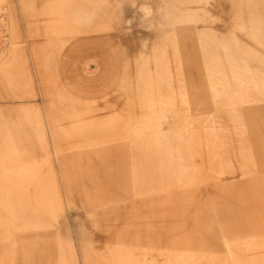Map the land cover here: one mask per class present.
Returning <instances> with one entry per match:
<instances>
[{
    "label": "rangeland",
    "instance_id": "374dc122",
    "mask_svg": "<svg viewBox=\"0 0 264 264\" xmlns=\"http://www.w3.org/2000/svg\"><path fill=\"white\" fill-rule=\"evenodd\" d=\"M241 1L225 0L222 8L217 6L222 0H208L207 11L198 14L205 16L204 20L180 24L190 30L181 32L178 46L181 80L187 93L181 97L187 103L177 99L179 114L215 120L218 127L227 125L233 149L237 143L232 126L224 118L216 119L210 101L220 96H210L207 90L197 35L211 32L234 38L239 49L253 58L250 61L254 63L244 61L247 71L264 75V33L237 28L239 19L248 27L245 7L242 12L237 10ZM53 3L71 8L53 12ZM163 4L161 0H0V140L8 142L4 146L15 151L12 156L17 160L34 155L33 161L15 167L32 162L45 165L41 172L54 178L59 197V208L54 209H60L51 226L41 228L37 222L49 216L48 193L44 187L36 191L33 183L22 186L28 196L24 205L27 226L16 227L4 207L0 264H264V233L231 240L229 250L199 246L212 242L204 234L208 222L216 228L264 224V182L258 185L260 189L257 185L232 189L230 194L236 198L222 200L227 209L231 206L239 215L217 218L212 208L219 204L216 198L227 194L224 192L214 201L205 198L184 202L183 208L174 211L167 208L168 217L164 215L167 220L161 229H149L159 225L146 218L140 196H132V192L163 187L164 162L159 156L161 150L172 151L174 146L173 121L168 123L167 117L157 122V112L150 113L154 115L149 127L153 159L143 158L145 141L131 135L141 125L149 126L143 123L149 79L154 76L152 58L168 50L158 40L159 31L167 29L166 17L158 8ZM257 12L264 18V5L258 4ZM67 21L72 24L64 28ZM16 52L21 53L17 59ZM239 79L235 72L223 76L229 82ZM250 82L252 89L241 84L237 94L261 97L256 114L264 116V79L262 82L253 75ZM259 129L262 142L257 154L254 151L249 159H238L235 164L228 162L227 167L220 164L214 172L264 163V122ZM182 134L186 138L209 137L206 131H190L189 127H183ZM163 137L164 145L159 143ZM248 145H252L246 144L250 149ZM145 164L153 168L138 167ZM8 168H0V188L4 186L2 173ZM137 171L148 172L139 177L141 182H131V173ZM158 171L160 175L149 174ZM188 172L192 171L186 169ZM259 175L264 171L252 177ZM36 177L39 175L28 173L18 179L30 182ZM188 210L191 214H186ZM158 230L170 241L168 245L141 242ZM133 237L138 241H132Z\"/></svg>",
    "mask_w": 264,
    "mask_h": 264
},
{
    "label": "crops",
    "instance_id": "0c3cea01",
    "mask_svg": "<svg viewBox=\"0 0 264 264\" xmlns=\"http://www.w3.org/2000/svg\"><path fill=\"white\" fill-rule=\"evenodd\" d=\"M152 1L156 2L158 0ZM161 1L164 2V4L158 6V8L160 9L161 15L166 17L164 25L167 26V29L159 31L158 40L163 42L168 50L167 52H158L157 57L154 55L152 58V62L154 63V69L152 70L154 76L149 79L150 85L147 88L146 94L147 115L143 123L149 126L141 125L138 129H135L131 135H134L140 139V141H145L142 147L144 151L143 158L146 160L153 159L155 151L152 152L153 150H150L151 136L149 127L151 117L154 118V115L151 114L150 116V113L157 112L158 114L155 116L157 122L166 121L167 117L168 123H172L171 121H173L172 126L175 134L172 143L174 146L172 151L161 150V155L159 156L164 162L163 167H161L164 170L163 182L165 183L163 187L153 192L146 190L141 194L132 192V196H140V202L147 210L146 218L152 223L157 222V225L160 226L167 220L166 218L164 219V215L168 217L166 215V211H168L167 208H171L174 211L177 207L183 208L182 203L184 202L202 201L205 198H212L214 201L215 196L226 192V195L216 198L215 201H219L217 202L219 204L214 205L212 209L215 210L217 218L229 219L232 216L239 215V212L237 213L230 210L231 206L227 209L222 200L225 199L229 201L235 199L236 196L230 194V191L238 187H253L257 185L255 188L260 189L258 185L264 182V175L255 177H252V175L263 173L264 163L253 168L245 164L246 166L236 167L237 170L233 168L214 172V169L220 164H224L227 167L228 162L235 164V161L238 159L240 161L247 160L254 154V151L256 154L258 153L257 146L262 142L261 138L258 137L260 130L259 125L264 122V116L260 115L259 117V114H256L258 110L256 104L263 102V100H261L259 96H254L252 98V95L249 96L248 94L239 96L236 88L246 83L248 90H250L253 88L250 82L253 75L262 82L264 75L260 74L258 71H254L253 74L247 71V68L244 66V61L254 63L251 62L253 58L246 50L239 49V45L234 38L230 37L226 39L211 32H202L200 35H197V43L201 53L199 62L206 78V87L210 96L216 94L222 97H211L210 101L213 110L216 112V119L224 118L227 120L228 124L232 126V134L236 139L237 147H235V149L232 148L231 135H229L230 131L227 130V125L218 127L215 125V120L207 118L196 120L191 119V116H188V114L184 116L179 114L176 108L177 99L180 98L181 102L187 103L185 98L181 99L182 96L186 97L187 93L185 92V85L182 84L183 82L181 80V59L179 57L180 50L178 46L182 36L181 32L183 30H190V28L182 29L180 24L183 22L204 20L205 16H199L198 14L200 12L202 13L203 10L207 11L206 6L209 5V3L208 0ZM218 3L217 6L223 8L225 0ZM258 4L263 6L264 0H242L241 3L238 4V12H242L243 7H245L248 16L246 20L248 27L243 26L242 19L238 20L241 23L237 26L239 30H243L246 33L253 31L264 33V18L257 12ZM68 8H71V5H66L64 3H53L51 5L52 11H57L58 13ZM68 24L70 25L72 23L67 21L63 24V27L66 28ZM196 29L195 26L194 30ZM261 40L263 44L262 47H264V38L262 37ZM72 50L73 49H71L70 52ZM19 55H21V53L16 52L14 56L15 59H17ZM227 72H235L240 75L241 79L233 82L225 81L223 80V76L226 75ZM259 83L261 84V82ZM164 102H166L167 105H164L166 104ZM233 107H236V109H233ZM165 113L170 114L167 115ZM258 120L260 123H258ZM217 125L220 124L218 123ZM183 127H189L190 131L204 130L207 132V135L209 134V137L207 139H202L203 137L186 138L182 134ZM165 141V138L159 139V143L162 145H164L163 143H165ZM247 143L252 145H248L250 149L246 147ZM4 145H8V142L6 140H0V168H10L2 173L4 186L0 188V216H4L6 211L4 207H6L16 227L19 226V228L24 229L27 226L24 205L28 196H26L25 191L22 190V186L33 183L34 186H37L36 191L44 187L48 193L46 199L48 200L47 209L49 211V216H46L42 221L36 222L41 228L51 226L50 224L57 219L58 215L56 212L60 210L57 209L59 208V197H57V188L54 186V178L50 177L48 172H41V168L45 166L43 163L32 162L25 166L15 167V165L20 163L33 161L34 155L31 154L28 158L17 160L12 156L15 151L5 148ZM137 148L138 151L142 149L138 146ZM244 163L248 162L244 161ZM147 166L153 168V166L151 167V165L148 164L144 166L138 165V167ZM186 169H190L192 172L186 173ZM146 172L148 171L132 172L131 182H135L139 177L145 176ZM28 173H36L39 177H36L35 180L30 182L18 179V176ZM155 173L158 175L161 174L160 171L151 172L149 174ZM244 176L249 177L246 180H239L238 182L232 181V184L223 183L227 180H233ZM140 180L141 179L138 181ZM169 192L172 193V195H169ZM2 196L4 197V201L1 198ZM56 206L57 208L54 209ZM187 207H189V205L185 206V208ZM243 213L246 214L247 210ZM154 214L157 215L158 219ZM186 214L191 213L188 210ZM205 214L208 215L209 213L206 212ZM221 222H223V220H221ZM159 226H150L152 228L147 227V229H161L162 226ZM262 233H264V224L260 222L255 225H242L238 227H236V225L226 226L223 224L221 226L217 225V228L208 222L204 234L205 236L211 237L212 242L210 244L203 243L199 246L211 250H229L233 246L231 240L247 238ZM153 234H155L153 235L154 237L144 238L141 242L143 244L150 245L149 243H154L161 246L168 245L170 242L164 240L166 238H164L165 236L161 234L160 230H158L157 233L155 231ZM135 240L138 241V238L133 237L132 241L135 242ZM223 241H225L224 244Z\"/></svg>",
    "mask_w": 264,
    "mask_h": 264
},
{
    "label": "bare ground",
    "instance_id": "6f19581e",
    "mask_svg": "<svg viewBox=\"0 0 264 264\" xmlns=\"http://www.w3.org/2000/svg\"><path fill=\"white\" fill-rule=\"evenodd\" d=\"M6 44H7V50L5 51V53L8 52V49H9V47H10V42L8 41ZM3 55H4V54H3ZM1 57H2V56H1Z\"/></svg>",
    "mask_w": 264,
    "mask_h": 264
}]
</instances>
